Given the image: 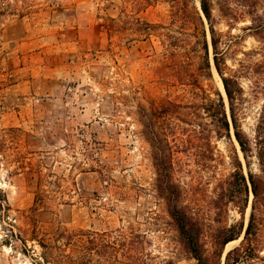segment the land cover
Segmentation results:
<instances>
[{
	"label": "rangeland",
	"instance_id": "obj_1",
	"mask_svg": "<svg viewBox=\"0 0 264 264\" xmlns=\"http://www.w3.org/2000/svg\"><path fill=\"white\" fill-rule=\"evenodd\" d=\"M200 1L5 0L11 6L0 17V264H197L170 216L165 172L156 167L142 113L154 116L157 147L167 149L178 141L166 137L172 122L160 112L170 103H197V87L211 98L223 94L214 66L212 79L197 70L196 41L203 29L211 38ZM212 4L225 70L261 59L264 43L247 29L252 16L232 21L217 0ZM241 82V121L250 132L261 101L251 98L249 79ZM174 149L178 205L202 225L212 254L219 229L249 220L252 195L243 216L233 206L226 216L214 208L237 157L247 173L243 154L234 136L213 138L211 147L196 141L190 152ZM241 240L225 247L221 264ZM126 246L133 252L126 254Z\"/></svg>",
	"mask_w": 264,
	"mask_h": 264
},
{
	"label": "trees",
	"instance_id": "obj_2",
	"mask_svg": "<svg viewBox=\"0 0 264 264\" xmlns=\"http://www.w3.org/2000/svg\"><path fill=\"white\" fill-rule=\"evenodd\" d=\"M217 1L222 16L232 21L243 18L242 15L252 16L253 24L247 29H253L254 35L264 43V16L257 13L258 0ZM200 4L201 11L209 23L211 38L209 42L207 32L203 29L201 33L203 39L196 41L197 49H194L193 52L195 51V56L201 59L197 70L200 77L212 79L214 66L222 80L226 100L220 91L216 92L217 98H211L203 88L197 87L199 88L196 93L197 103L184 106L170 103L164 111L160 112L163 114L162 117L172 122L166 137L174 138V141H178V145H169L167 149L157 147L158 135L154 131V116L148 117L142 113L145 136L151 147L158 151L157 154H154L156 167L162 168L161 170L165 172L162 180L163 195L168 201L170 216L176 223L183 247L197 261V264H221L225 247L241 237V243L227 253L223 264H264V256L260 255L264 248V46L260 52L261 59L248 65L242 63L239 72L228 73L225 70V54L220 51L223 41L213 26L212 0H201ZM234 4L237 9L233 6ZM9 6L11 5L5 0H0V17L8 10ZM196 15L200 24L204 26L200 13L197 12ZM225 44L229 46L228 49L232 46L227 42ZM210 46L213 50L212 63ZM242 77L250 81L251 98L261 101L258 115L250 132L243 128L241 121L245 94L241 82ZM169 109H177V111ZM142 112H145L144 109ZM171 119H177L187 127ZM177 134H181L182 137L179 139ZM232 136L239 144L247 173H245L243 162L237 157L236 170L219 186L214 208L220 216H226L229 206H233L238 208L243 216L252 195L251 211L247 226L245 222L241 221L236 225L223 227L215 233L213 237L215 250L210 254L203 241V237L206 235L204 228L192 215L178 205L180 191L173 181L171 172L176 151L174 148L183 146L190 152L196 141L211 147L213 138L232 139ZM254 164L257 165V171L253 170ZM124 251L127 254L133 252V249L126 246Z\"/></svg>",
	"mask_w": 264,
	"mask_h": 264
},
{
	"label": "bare ground",
	"instance_id": "obj_3",
	"mask_svg": "<svg viewBox=\"0 0 264 264\" xmlns=\"http://www.w3.org/2000/svg\"><path fill=\"white\" fill-rule=\"evenodd\" d=\"M220 86H221V89H222V91H223V94H224V87H223V84H222V81H220ZM235 241H232V242H230L228 245H227V247H229L232 243H234ZM227 251V250H226Z\"/></svg>",
	"mask_w": 264,
	"mask_h": 264
},
{
	"label": "water",
	"instance_id": "obj_4",
	"mask_svg": "<svg viewBox=\"0 0 264 264\" xmlns=\"http://www.w3.org/2000/svg\"><path fill=\"white\" fill-rule=\"evenodd\" d=\"M246 228V227H245Z\"/></svg>",
	"mask_w": 264,
	"mask_h": 264
}]
</instances>
